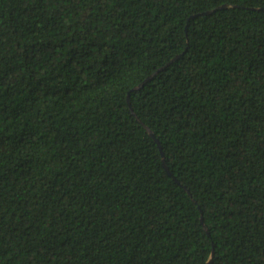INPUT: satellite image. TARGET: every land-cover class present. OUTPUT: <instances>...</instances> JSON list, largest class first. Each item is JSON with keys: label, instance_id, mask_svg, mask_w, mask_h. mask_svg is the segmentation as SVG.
Returning a JSON list of instances; mask_svg holds the SVG:
<instances>
[{"label": "trees", "instance_id": "16d2710c", "mask_svg": "<svg viewBox=\"0 0 264 264\" xmlns=\"http://www.w3.org/2000/svg\"><path fill=\"white\" fill-rule=\"evenodd\" d=\"M0 264H264V0H0Z\"/></svg>", "mask_w": 264, "mask_h": 264}, {"label": "water", "instance_id": "95a60500", "mask_svg": "<svg viewBox=\"0 0 264 264\" xmlns=\"http://www.w3.org/2000/svg\"><path fill=\"white\" fill-rule=\"evenodd\" d=\"M139 86H140V85H139ZM149 133L153 136V134H152L151 131H149ZM154 139H155V141L158 143V146H159V148H160L161 146H160V143H159L158 139H157V138H154ZM161 154L163 155L162 152H161ZM163 166H164V168L166 169V171L170 174V171L168 170L167 165H166V163H165L164 160H163Z\"/></svg>", "mask_w": 264, "mask_h": 264}]
</instances>
